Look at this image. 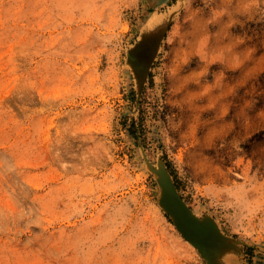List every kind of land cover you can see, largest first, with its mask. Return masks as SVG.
<instances>
[{
    "label": "rangeland",
    "instance_id": "obj_1",
    "mask_svg": "<svg viewBox=\"0 0 264 264\" xmlns=\"http://www.w3.org/2000/svg\"><path fill=\"white\" fill-rule=\"evenodd\" d=\"M141 149L264 264V0H0V264H205Z\"/></svg>",
    "mask_w": 264,
    "mask_h": 264
},
{
    "label": "water",
    "instance_id": "obj_2",
    "mask_svg": "<svg viewBox=\"0 0 264 264\" xmlns=\"http://www.w3.org/2000/svg\"><path fill=\"white\" fill-rule=\"evenodd\" d=\"M165 31L162 33L161 30L158 31L155 28H145L126 52V62L136 81L138 97L153 63V56L159 44L160 36L163 38ZM141 151L148 169L155 175L159 188L158 205L170 218L182 237L197 249L200 256L205 260V264H217L226 250L238 252L239 241L225 234L224 236L220 234L215 220L210 215L196 216L191 212V208L179 194L164 162L158 158L155 163H152L142 149ZM215 260L217 261L215 262Z\"/></svg>",
    "mask_w": 264,
    "mask_h": 264
},
{
    "label": "bare ground",
    "instance_id": "obj_3",
    "mask_svg": "<svg viewBox=\"0 0 264 264\" xmlns=\"http://www.w3.org/2000/svg\"><path fill=\"white\" fill-rule=\"evenodd\" d=\"M163 18L164 17H162V16H160V15H154L149 21H148V23H146V24H148L147 25V27H148V29H152V28H155V30H158V31H160L161 30V32L162 31H165V29H166V27H167V24H168V20H163ZM166 21V22H165ZM163 33V32H162ZM161 41H162V37L160 36V40H159V44L157 45V48H156V51H155V53H154V56H153V61H154V59L156 58V56H157V53H158V51H159V49H160V47H161ZM127 51V50H126ZM126 58H127V55H126ZM151 67V66H150ZM144 165V164H143ZM158 198V197H157ZM158 204V203H157ZM187 204V203H186ZM188 205V204H187ZM191 212L194 214V215H196V216H201V215H199L197 212H195V211H193L192 209H191ZM210 215V214H209ZM213 218V217H212ZM215 220V219H214ZM215 222H216V225H217V227H218V230H219V232H220V234H223V236H224V232L220 229V227H219V224L217 223V221L215 220ZM226 235V234H225ZM228 236V235H227ZM186 241V240H185ZM187 242V241H186ZM190 243V242H189ZM192 245V244H191ZM193 246V245H192ZM193 248H195V247H193ZM196 249V248H195ZM241 250V249H240ZM243 250V249H242ZM196 251H197V249H196ZM198 252V251H197ZM226 252V253H225ZM224 253H223V255H222V257H220L219 258V261L217 262V264H223V257H225V256H227V255H230V256H232V255H234V254H236L237 252H234V251H232V250H226ZM240 253V252H239ZM238 253V254H239ZM199 254V253H198ZM240 257V256H239ZM242 257V256H241ZM226 258V257H225ZM227 260V259H226ZM217 260H215V262H216ZM225 262V261H224Z\"/></svg>",
    "mask_w": 264,
    "mask_h": 264
}]
</instances>
